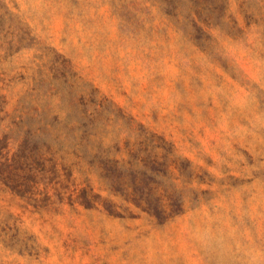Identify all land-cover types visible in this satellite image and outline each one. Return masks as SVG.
<instances>
[{"label":"rangeland","instance_id":"374dc122","mask_svg":"<svg viewBox=\"0 0 264 264\" xmlns=\"http://www.w3.org/2000/svg\"><path fill=\"white\" fill-rule=\"evenodd\" d=\"M193 18L204 30L162 0H0V138L13 153L30 106L84 100L97 142L53 152L101 196L35 207L0 184V264H264V14Z\"/></svg>","mask_w":264,"mask_h":264},{"label":"trees","instance_id":"16d2710c","mask_svg":"<svg viewBox=\"0 0 264 264\" xmlns=\"http://www.w3.org/2000/svg\"><path fill=\"white\" fill-rule=\"evenodd\" d=\"M236 1L250 19L264 14V0ZM229 4L230 0H162L163 11L168 16L177 21L182 17L189 18L198 31L204 29L193 16L206 20L213 14L222 19ZM69 91L73 92L71 86ZM69 103L73 109L65 117L59 114L50 116L30 106L26 119L15 127L21 140L13 153L9 149L8 134L0 138V184L35 207L55 203V198L59 203L67 200L87 208L101 201V196L91 187H79L72 182L73 164L68 162L66 156L53 152L54 149L65 148L80 150L97 142L100 114L97 111L89 112L84 100L79 103L69 100ZM13 129L10 128V131ZM71 183L75 186L73 189H70ZM42 185L45 192L40 191L39 186ZM50 189L54 193H50ZM102 200L105 203L106 199ZM165 213L154 212L160 219L167 217Z\"/></svg>","mask_w":264,"mask_h":264}]
</instances>
